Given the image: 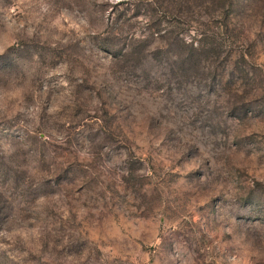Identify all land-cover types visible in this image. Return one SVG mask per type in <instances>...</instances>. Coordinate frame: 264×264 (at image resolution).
Here are the masks:
<instances>
[{"label":"rangeland","instance_id":"374dc122","mask_svg":"<svg viewBox=\"0 0 264 264\" xmlns=\"http://www.w3.org/2000/svg\"><path fill=\"white\" fill-rule=\"evenodd\" d=\"M0 264H264V0H0Z\"/></svg>","mask_w":264,"mask_h":264},{"label":"trees","instance_id":"16d2710c","mask_svg":"<svg viewBox=\"0 0 264 264\" xmlns=\"http://www.w3.org/2000/svg\"><path fill=\"white\" fill-rule=\"evenodd\" d=\"M201 39L197 40V38H195L194 40H191L189 43L190 48H192L193 50L199 51L201 50Z\"/></svg>","mask_w":264,"mask_h":264}]
</instances>
